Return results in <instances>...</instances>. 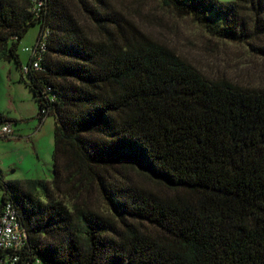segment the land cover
<instances>
[{
  "label": "trees",
  "instance_id": "16d2710c",
  "mask_svg": "<svg viewBox=\"0 0 264 264\" xmlns=\"http://www.w3.org/2000/svg\"><path fill=\"white\" fill-rule=\"evenodd\" d=\"M162 3L213 37L264 40V0ZM32 6L0 0L1 60L50 31L27 85L55 118L53 179L0 172V215L11 201L27 233L18 264H264V88L206 79L116 0Z\"/></svg>",
  "mask_w": 264,
  "mask_h": 264
},
{
  "label": "rangeland",
  "instance_id": "374dc122",
  "mask_svg": "<svg viewBox=\"0 0 264 264\" xmlns=\"http://www.w3.org/2000/svg\"><path fill=\"white\" fill-rule=\"evenodd\" d=\"M116 5L128 12L146 33L173 48L206 79L226 78L243 86L264 88V55L254 49L256 44H264V40L248 43L213 37L192 17L178 16L165 7L162 0H116ZM218 22L222 23V19ZM40 30L36 24L21 40L22 65L29 63L26 49L35 45ZM20 66L15 61L0 59V116L11 122L16 136L0 139V172L6 181L52 180L55 118L40 115L39 103L27 85L29 77ZM36 151L41 160L37 159ZM2 194L0 187V206Z\"/></svg>",
  "mask_w": 264,
  "mask_h": 264
},
{
  "label": "built area",
  "instance_id": "2783aa9c",
  "mask_svg": "<svg viewBox=\"0 0 264 264\" xmlns=\"http://www.w3.org/2000/svg\"><path fill=\"white\" fill-rule=\"evenodd\" d=\"M32 12L36 18H41L46 11L51 0H31ZM50 37L49 29L40 31L34 46L27 48L26 52L30 55L27 65L21 64L23 74L29 76L32 72H42L44 70L42 61L47 51L48 40ZM47 116L46 114L42 117ZM16 138L10 124L0 127V139ZM27 245V233L20 224L18 211L15 205L8 201L4 205L0 215V264H18L20 262L19 252ZM34 264H42L36 261Z\"/></svg>",
  "mask_w": 264,
  "mask_h": 264
},
{
  "label": "crops",
  "instance_id": "0c3cea01",
  "mask_svg": "<svg viewBox=\"0 0 264 264\" xmlns=\"http://www.w3.org/2000/svg\"><path fill=\"white\" fill-rule=\"evenodd\" d=\"M36 155H37V159H38V160H41V159H40V155H39V152H38V151H36ZM27 173H29V172H27ZM27 176H28V175H27ZM22 180H23V179H22ZM24 180H26V179H24Z\"/></svg>",
  "mask_w": 264,
  "mask_h": 264
}]
</instances>
